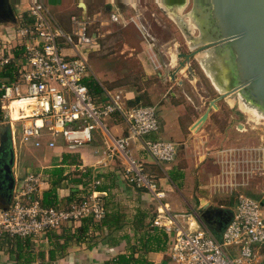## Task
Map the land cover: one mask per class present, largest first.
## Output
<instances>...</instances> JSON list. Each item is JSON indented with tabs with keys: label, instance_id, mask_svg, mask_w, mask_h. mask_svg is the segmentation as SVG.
<instances>
[{
	"label": "crops",
	"instance_id": "crops-1",
	"mask_svg": "<svg viewBox=\"0 0 264 264\" xmlns=\"http://www.w3.org/2000/svg\"><path fill=\"white\" fill-rule=\"evenodd\" d=\"M8 1L16 22H0V42L9 41L14 62L20 57L14 56V50L23 46L15 38V29L21 15L26 13L27 3L25 0ZM42 1L53 15L52 8L57 6L53 2L57 3L58 0H52V3L49 2L50 0ZM122 2L132 3L134 0ZM77 8L81 9L79 14L82 15L83 8L80 3ZM111 13L120 15L116 10H112ZM53 17L64 29H69V23L65 26L55 15ZM134 24L136 31L139 30L137 24L135 22ZM156 28L155 38L141 42L139 40L138 44L124 42L121 49V52L125 47L137 51L136 57L139 58L142 74L154 79L148 86L137 90L126 87L124 83H120L121 81L111 83L113 69L103 70L102 62L98 63L97 58H94L100 49L101 34L97 30L93 31L97 37L98 49L88 57L90 74L87 78L97 83L101 78H107L108 88L122 93L124 107L138 104L155 105L159 126L156 131L147 134L146 138L179 143L175 159L160 163L155 162L141 150L137 143L131 144L133 156L142 162L145 172L156 183L159 196L148 190L136 188L125 181L122 174V160L109 159L104 154L103 135L98 130L93 131L92 141L82 146L83 149L80 151H72L60 140L54 148L45 145L36 148L31 144H19V150L14 145L15 162L10 165L13 178L11 196L14 187L26 174L42 171L46 181L41 186L39 193L41 197L42 192L51 187L49 173L61 168L63 178L56 184L54 205L65 206L77 196L94 190L101 194L105 207L104 217L89 227L84 240L64 243L63 236H60L55 245L54 239L49 240L48 237L42 239L33 244L34 258L27 264H121L117 262L119 255L133 257L137 260L135 264H173L167 254L173 239L172 233L151 225L160 207L168 206L176 221L187 230L200 227L215 238H219L224 229L222 223L228 219L229 212L233 214L235 210L238 192L257 198L263 197L264 189L260 192L254 190L253 186L258 187L259 184L253 185L252 179L233 189L219 184V168L214 162L213 151L229 145L257 143L256 132L248 134L245 131L246 134L242 138H234V140L232 128L237 131L236 126L239 127V121L235 123L231 121L232 124H223L219 121L215 116L222 110L221 103H217V109H210L203 123L196 125L199 117L207 109L208 101L214 96L204 94V86L198 83L197 75H191L186 68L178 72L174 71L176 52L182 43V39L179 40L176 33L175 37L172 34L174 30L181 33L175 21L171 20V23L157 21ZM103 60L108 64V59ZM122 67L124 68V65ZM167 82L170 84L167 85ZM92 94L97 93L92 91ZM195 94L198 96L196 100ZM105 122L113 135L127 134V124L117 113L107 117ZM64 153L69 154L65 163L62 162ZM208 159L211 161L210 164ZM72 171L75 172L70 174ZM255 178L259 181L263 177ZM95 180H98V183L94 184ZM236 181L241 183L239 177ZM4 186L7 189L6 183ZM6 199L7 190L4 192V197L0 198V211L4 204H8ZM262 203L264 205V202ZM208 208H221L225 213L222 215L211 213L207 215V219H204L202 213ZM198 214L201 219L198 218ZM79 225L80 221L66 223L54 232L63 235L64 231L69 229L73 232ZM261 248L262 245L254 247L257 253L255 264H260L264 260V251H261ZM237 252V246L226 249L229 257L236 255ZM0 264L22 263H17L4 247L0 249ZM129 264L132 262L130 261Z\"/></svg>",
	"mask_w": 264,
	"mask_h": 264
},
{
	"label": "built area",
	"instance_id": "built-area-1",
	"mask_svg": "<svg viewBox=\"0 0 264 264\" xmlns=\"http://www.w3.org/2000/svg\"><path fill=\"white\" fill-rule=\"evenodd\" d=\"M25 1L26 13L21 15L15 29V38L24 47L23 54L14 61L16 79L0 77V106L10 125L13 146L17 123L19 144L36 148L57 147L59 140L68 147L87 144L93 139V131L98 130L103 135L104 154L109 159L122 160L125 181L158 197L156 183L131 151V144L137 143L155 162L175 159L178 142L146 138L159 126L156 106L124 107L122 93L101 82H98L99 93L92 94L85 79L90 74L88 57L98 49L97 37L91 29L94 19L73 13L66 30L42 0ZM109 19L118 22L120 15L111 13ZM8 42H0V70L13 62ZM12 104L16 105V119L11 116ZM115 113L126 122V135L116 136L109 131L105 120ZM258 124L257 143L229 145L213 151L221 186L233 189L255 177H264V121ZM236 129L247 131L243 122ZM237 177L241 183L236 181ZM45 181L42 171L29 172L14 187L10 203L0 211V235L29 237L34 244L47 239L48 231L59 230L66 223L104 217L103 199L94 190L77 196L65 206L43 205L39 193ZM262 200L264 195L257 198L238 192L232 218L219 238L200 227L187 230L166 205L158 209L151 225L172 233L167 254L173 264H255L254 247L264 244ZM232 246H237L238 252L229 257L226 249Z\"/></svg>",
	"mask_w": 264,
	"mask_h": 264
},
{
	"label": "water",
	"instance_id": "water-1",
	"mask_svg": "<svg viewBox=\"0 0 264 264\" xmlns=\"http://www.w3.org/2000/svg\"><path fill=\"white\" fill-rule=\"evenodd\" d=\"M158 2L159 8L173 18L189 44L187 52L177 50L174 71L186 68L191 75H196L191 63L196 61L218 91V95L208 101L196 125L206 120L211 108L217 109L221 99L237 100L245 107L241 112L251 109L259 116L255 119L258 123L264 121V0H180L175 9L169 8V0ZM189 4V9L184 11ZM80 6L85 17V5L81 3ZM0 22H16L8 0H0ZM9 145L10 125L6 124L0 128V150L4 152L0 159L9 153V160L0 165V171L7 184L8 203L13 187ZM211 213L222 215L225 211L208 208L202 217L207 219ZM232 215L229 212L228 219L222 223L224 228Z\"/></svg>",
	"mask_w": 264,
	"mask_h": 264
},
{
	"label": "rangeland",
	"instance_id": "rangeland-1",
	"mask_svg": "<svg viewBox=\"0 0 264 264\" xmlns=\"http://www.w3.org/2000/svg\"><path fill=\"white\" fill-rule=\"evenodd\" d=\"M122 1L124 0H58L57 3L56 1L53 2V4H57V6L52 8L54 11L52 13L55 15V17H57V19H59V21H61L63 25L67 26L70 15L73 13L79 14L81 11V9L77 8V5L79 3L84 4L86 13L90 16V19H94L91 29L97 30V32L101 34V37L99 38L100 49L97 51V54L94 56V58H97L96 61L98 63L102 62L101 68H103V70L107 71L113 69L111 70L114 74L111 76L113 79L111 80V83H117L121 81L120 83H124L128 88L141 90L144 86H148L154 79H150L142 74L140 70L141 64L139 62V58L136 57L137 51L131 50L129 47H125L123 52H121L122 44L124 42H127L128 44H138L139 40L141 42L142 40L145 41L155 38V34L157 32V21H167L171 23L173 18L165 15L162 9L159 8L160 4L158 0H134L132 3ZM49 2L52 3V0ZM189 7L190 4L185 7L184 11H187ZM112 10L119 11L121 15V21L112 22L109 19V15ZM133 21L137 24L139 30L136 31ZM175 33L179 40L182 39L179 50L187 52L189 50V44L186 41L185 36L179 33L177 30H174L172 33L174 37ZM137 48L138 47H136V49ZM103 59H108V64L105 63ZM122 65H124V68ZM192 65L196 71V77L199 79L198 83L204 86V94L216 97L218 95V91L211 83L205 71L196 61H193ZM106 79L107 78H101L100 82L108 87L109 82L107 84ZM168 84L170 83L167 82V85ZM194 98L196 100L198 99V96L195 94ZM217 103H221L222 110L219 112L220 114L215 117L223 124H232L231 121H234V123L239 121L245 123L247 128L246 132L248 134L257 131L259 124L255 119H258V117L254 116L252 112H241L240 109L243 108L245 110V107L241 106L240 102L236 100L234 101V104L229 105L226 100L221 99ZM247 121L248 123H246ZM6 124H8L6 120L0 122V128ZM253 125L256 126V128L252 127ZM232 129L233 135L235 136L233 139L242 138L246 134V132H240L238 130L236 131L234 128ZM16 130V146L20 150L18 141L20 136L19 123L16 124ZM60 142H62V140H60ZM84 145L85 144L80 146L69 145V148L72 149V151H80L83 149ZM10 148L12 151V166L15 162V149L12 142ZM0 153L1 156L2 154L4 155V152L1 151ZM7 154L9 153H6L5 155L6 161L9 160ZM208 160L210 164L211 161L210 159ZM74 172L75 171H72L70 174ZM252 180L253 185L259 184L258 187L253 186L254 190L260 192L262 189H264V177L259 179V181L256 178ZM198 216V218L201 219L200 214H198ZM261 251H264V245H262Z\"/></svg>",
	"mask_w": 264,
	"mask_h": 264
},
{
	"label": "trees",
	"instance_id": "trees-1",
	"mask_svg": "<svg viewBox=\"0 0 264 264\" xmlns=\"http://www.w3.org/2000/svg\"><path fill=\"white\" fill-rule=\"evenodd\" d=\"M23 46L18 47L14 50V56L19 57L23 54ZM16 69L17 67L15 66L14 62H11L7 65H5L1 70H0V77L1 78H9V80L13 81L16 79ZM85 83L89 87L90 91L94 93H99L100 87L95 80L91 78H86ZM0 96H1V91H0ZM1 105V101H0ZM5 118V112L0 106V122L4 121ZM7 146V148H9ZM69 157V154L64 153L62 155V162L65 163L67 161V158ZM8 162L6 161V157H4V160L2 163ZM50 184L51 187L45 191L42 192L41 195V203L45 206H51L55 204V188L56 184L63 178L62 177V169L61 168H56L52 170L50 173ZM6 201V200H5ZM263 202V201H262ZM7 204H4L2 209L6 208ZM101 220V219H100ZM100 220H94L92 217H86L83 219H80V225L75 228L73 232H70L69 229L64 231V234H56L54 230H50L47 232V237L49 240L54 239L55 242L54 244L56 245V241L60 236H63L64 238V243H68L69 241H81L84 240L86 237V232L88 231L90 226L95 225L97 221ZM264 245V244H262ZM6 247L8 253L14 257V260L17 263H22V264H27L33 260V243L30 240L29 237H19V236H9L6 233H3L0 235V249ZM64 247V245H63ZM52 255V253H51ZM117 262L121 264H129L131 261L132 264H135L137 262L136 259H133V257H125L124 255H119L117 257Z\"/></svg>",
	"mask_w": 264,
	"mask_h": 264
},
{
	"label": "flooded vegetation",
	"instance_id": "flooded-vegetation-1",
	"mask_svg": "<svg viewBox=\"0 0 264 264\" xmlns=\"http://www.w3.org/2000/svg\"><path fill=\"white\" fill-rule=\"evenodd\" d=\"M170 2V9H175L176 6H179L178 4L180 3V0H169ZM3 160L4 158L0 159V165H3ZM5 182L3 181V176H2V172L0 171V198L4 197V192H5V186H4Z\"/></svg>",
	"mask_w": 264,
	"mask_h": 264
},
{
	"label": "bare ground",
	"instance_id": "bare-ground-1",
	"mask_svg": "<svg viewBox=\"0 0 264 264\" xmlns=\"http://www.w3.org/2000/svg\"><path fill=\"white\" fill-rule=\"evenodd\" d=\"M228 103L230 104H234V100L233 99H228L227 100ZM16 104V103H15ZM12 104L11 106V116L12 119H16L17 118V112H16V105ZM241 108V107H240ZM243 109V108H241ZM248 112H252L254 116L259 117L253 110L249 109Z\"/></svg>",
	"mask_w": 264,
	"mask_h": 264
}]
</instances>
